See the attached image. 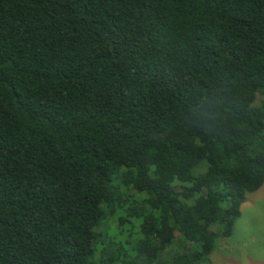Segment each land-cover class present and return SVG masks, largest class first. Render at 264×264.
Here are the masks:
<instances>
[{"label": "trees", "instance_id": "1", "mask_svg": "<svg viewBox=\"0 0 264 264\" xmlns=\"http://www.w3.org/2000/svg\"><path fill=\"white\" fill-rule=\"evenodd\" d=\"M263 185L264 0H0V264H214Z\"/></svg>", "mask_w": 264, "mask_h": 264}, {"label": "rangeland", "instance_id": "2", "mask_svg": "<svg viewBox=\"0 0 264 264\" xmlns=\"http://www.w3.org/2000/svg\"><path fill=\"white\" fill-rule=\"evenodd\" d=\"M242 206L232 235L210 257L214 264H264V185Z\"/></svg>", "mask_w": 264, "mask_h": 264}]
</instances>
